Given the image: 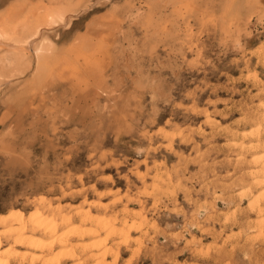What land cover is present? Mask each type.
<instances>
[{"label":"rangeland","instance_id":"1","mask_svg":"<svg viewBox=\"0 0 264 264\" xmlns=\"http://www.w3.org/2000/svg\"><path fill=\"white\" fill-rule=\"evenodd\" d=\"M262 104L264 0H0V214L118 196L104 264H264Z\"/></svg>","mask_w":264,"mask_h":264},{"label":"bare ground","instance_id":"2","mask_svg":"<svg viewBox=\"0 0 264 264\" xmlns=\"http://www.w3.org/2000/svg\"><path fill=\"white\" fill-rule=\"evenodd\" d=\"M203 121L211 124L213 119L207 116ZM253 129V134L259 133L260 130L264 133V126L258 125ZM158 131L175 133L166 132L163 129ZM252 132L248 131L249 136ZM258 140L246 144L247 148L254 147ZM239 145L245 146L243 143ZM239 157L237 156L236 159ZM253 160L255 172L247 189H250L253 184L261 189L251 197L247 205L251 209H260L264 206V151L253 157ZM152 187H155V183ZM115 191L106 190L96 193L99 198H102ZM38 199L40 202L45 201L44 196H39ZM118 199L119 197L115 196L108 202L87 200V207H76L71 214L59 211L45 213L39 209L28 213L20 209H10L0 214V264H66L67 261H72L71 264H87L92 259L96 261L93 264H104L107 257H112V261L117 260L120 245L132 239V232L141 229L145 220L144 215L140 214L141 211L133 208H125L112 214L93 208L94 206L105 208L108 203L118 202ZM257 216L259 217L255 219V223L261 227L262 233L264 232V216ZM141 234L144 233L141 232ZM112 237L114 242L109 244V239ZM85 239H89V242H81Z\"/></svg>","mask_w":264,"mask_h":264}]
</instances>
